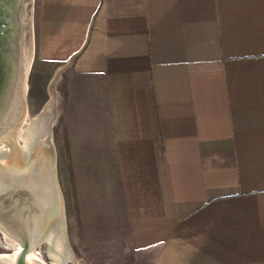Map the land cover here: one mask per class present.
Here are the masks:
<instances>
[{"label": "crops", "instance_id": "1", "mask_svg": "<svg viewBox=\"0 0 264 264\" xmlns=\"http://www.w3.org/2000/svg\"><path fill=\"white\" fill-rule=\"evenodd\" d=\"M36 33L102 98L149 264H264V0H37Z\"/></svg>", "mask_w": 264, "mask_h": 264}, {"label": "rangeland", "instance_id": "2", "mask_svg": "<svg viewBox=\"0 0 264 264\" xmlns=\"http://www.w3.org/2000/svg\"><path fill=\"white\" fill-rule=\"evenodd\" d=\"M36 1L31 0L30 8L32 53L23 97L24 112L20 121L6 129V124L0 122L4 130L1 132L0 128V138L17 127L13 142L17 148L24 147L20 133L32 120L43 125L42 137L39 136L31 150L35 153L33 169L22 167L25 172H0V179L9 182L7 190L9 194L13 190V199H29L32 187L39 189L43 183L37 168L41 164L39 151L47 147V168L52 166L50 183L59 219L55 236L62 238L64 253L59 257L61 262L55 261V238H48L26 250L24 260L28 256L40 264H149L154 250H138L129 241L117 158L102 98L88 88L92 80L86 75H79L64 63L39 56ZM11 83L0 79V89L8 90ZM1 93L0 113L7 101ZM46 111L50 116L43 120ZM10 148V144L0 140V164ZM6 219L15 233L17 220ZM0 220H3L1 215ZM21 249L22 241L0 228V254L17 257Z\"/></svg>", "mask_w": 264, "mask_h": 264}, {"label": "bare ground", "instance_id": "3", "mask_svg": "<svg viewBox=\"0 0 264 264\" xmlns=\"http://www.w3.org/2000/svg\"><path fill=\"white\" fill-rule=\"evenodd\" d=\"M24 1V5H26L28 3V0ZM30 13L28 16L29 29H27V33L25 32V30H23V28H21L20 30L19 41L22 42V47L24 46V49H22V51L18 53L19 62L17 66V74L15 76V79L13 80V83H11V85L13 84L12 87H10L3 93L7 97V101L4 110L0 113V122L2 121L4 124H6L5 129L8 126L14 125L17 121H20L24 112L23 97L26 90V75L31 62L32 53ZM20 25H22V23H20ZM25 38L28 39V46H25ZM47 111L43 115V120H46V117L49 118L50 116ZM39 122L37 123L36 120H32L31 122H29L27 127L20 133V139L24 147L17 148V146L13 142L17 127L11 130L8 135L0 138V140L6 142L7 144H10L12 147L8 150V155L2 154V158L4 160L0 164L1 173H6L7 171L14 173H18L19 171L25 172V169L22 167H26V169L28 170L33 169L35 153L31 150L36 144L39 136L42 137L43 125L39 124ZM41 125L42 127L40 128ZM0 128L2 130V127ZM3 131L4 130H2L1 132ZM46 148L41 150V152L39 151V160L41 161V164L40 167L37 168L39 172V179L43 183L41 186L38 187L39 189H35L34 187H32V191L31 193H29V199L25 201L13 199V190L10 194L7 190L9 182L7 180H3L4 178L0 179V215L1 217H3V220H0V228L4 231L5 234L12 236V238H19L22 241V245L25 242L23 240L26 239L28 244L27 251L31 250V248L36 243L44 241L48 238H55L53 245L54 248L57 250V254L54 255V259L55 261H60L59 257L60 254L64 253V245L62 238L55 236V233L59 229V219L56 215L57 201L55 200L53 185L52 183H50V173H52V166H48L47 168V158L49 154ZM36 190L37 194H35ZM7 191L8 193H6ZM6 218L12 221L13 219L17 220V229H14L16 231V234L13 232V230L10 229V226L8 225L9 223L7 222ZM0 261L6 264H17L15 254H0ZM24 261L25 264H40L35 260L29 259L28 256Z\"/></svg>", "mask_w": 264, "mask_h": 264}, {"label": "water", "instance_id": "4", "mask_svg": "<svg viewBox=\"0 0 264 264\" xmlns=\"http://www.w3.org/2000/svg\"><path fill=\"white\" fill-rule=\"evenodd\" d=\"M24 4V0H0V79L6 82L14 80L19 62L18 53L24 49L19 41L20 30L23 28L27 33L29 29L30 0ZM24 40L25 46H28V39ZM0 91L3 94L6 89ZM23 241L22 249L16 257L17 264H25L24 254L28 244L26 239ZM0 264L6 263L0 261Z\"/></svg>", "mask_w": 264, "mask_h": 264}]
</instances>
